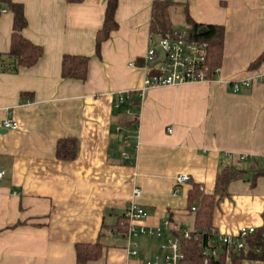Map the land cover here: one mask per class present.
I'll use <instances>...</instances> for the list:
<instances>
[{"label":"crops","instance_id":"crops-1","mask_svg":"<svg viewBox=\"0 0 264 264\" xmlns=\"http://www.w3.org/2000/svg\"><path fill=\"white\" fill-rule=\"evenodd\" d=\"M17 1L26 17L21 31L42 52L30 65L8 52L12 11L1 0L0 121L9 116L17 125L0 124V264H75L74 243L96 239L101 252L85 264H142L172 232L202 227L188 194L199 182L213 192L227 162L243 171L215 194L210 226L236 233L253 225L264 237V59L250 65L264 49V0H169L175 27L189 26L185 11L223 26L219 68L210 79L153 84L142 94L153 0H117L116 25L98 49L106 0ZM63 53L88 55L84 78L61 74ZM241 77L250 84L233 89L230 80ZM127 89L128 112L113 104ZM133 116L137 122L124 121ZM65 137L75 138L71 157L55 152ZM178 172L189 179L174 192ZM132 200L144 216L124 213ZM154 225L158 236L138 229ZM134 245L137 255L129 252ZM212 264L264 259L225 251Z\"/></svg>","mask_w":264,"mask_h":264},{"label":"trees","instance_id":"trees-1","mask_svg":"<svg viewBox=\"0 0 264 264\" xmlns=\"http://www.w3.org/2000/svg\"><path fill=\"white\" fill-rule=\"evenodd\" d=\"M1 1V0H0ZM6 1L12 11V31L10 38V46L8 52L16 58L18 64L30 65L41 54L42 46L33 42L22 33V28L26 24V17L23 12L21 1L17 0H2ZM117 0H106L103 21L100 27L97 28L95 34V47L98 49L99 40L109 33L110 29L116 25L114 10ZM169 0H153L151 6V17L149 21V35H164L174 34L179 27L173 26L168 15ZM185 19L189 23L187 32L190 36L203 39L207 44V62L210 67L218 65L222 53V37L223 26L218 23L207 22L202 23L193 20L187 11H185ZM205 24L204 29L200 27ZM264 59V49L253 59L252 65H257ZM88 55L84 53H63L61 57V74L63 76H74L84 78L87 71ZM135 100V97L132 99ZM126 123L137 122L136 116L126 118ZM75 138L65 137L58 139L56 143V155L61 157H71L74 153ZM243 169L235 166L231 162H227L217 170L215 176L214 191L204 192L200 187V182L193 184L188 196L190 209L195 210L196 222L202 227L210 226V215L215 202V194H222L225 191L227 182L235 176H240ZM264 172V169H260ZM259 170L256 171L260 172ZM195 200L194 208L191 207ZM264 216V205L261 210ZM177 233V231H175ZM102 244L96 239L92 242L76 241L75 248V264H85L88 259L97 257L101 252ZM180 247L183 251V257L180 264H212L216 257H210L207 262L203 261V253L195 239L180 237ZM225 250L219 252L224 253ZM232 255H239L251 258L264 259V237L262 228H255L248 232L243 238V244L237 249L229 250ZM218 254V255H219Z\"/></svg>","mask_w":264,"mask_h":264},{"label":"built area","instance_id":"built-area-1","mask_svg":"<svg viewBox=\"0 0 264 264\" xmlns=\"http://www.w3.org/2000/svg\"><path fill=\"white\" fill-rule=\"evenodd\" d=\"M156 46H160L163 50V56L159 61L149 64V60L158 54ZM207 44L203 39L192 37L187 32L186 26H181L174 34L156 35L150 37V43L146 49L145 60L143 66L145 73L142 79V84L138 88L137 93L142 94L143 91L150 85L163 83H177L185 80H207L211 78V73L216 71L219 66H209L207 62ZM233 89H238L240 84L248 85L251 82L250 77H241L231 79ZM131 89L118 92L114 101L115 106H123L125 111H130L128 100L130 99ZM3 127H16L17 121L9 116H5L0 121ZM121 125H116L119 130ZM120 141L124 145L129 143V132L122 131L119 134ZM123 158H128L129 154L126 150H121ZM4 171L0 168V175ZM189 179L187 172H178L174 176L175 185L173 191L178 190V185ZM202 188V185L200 184ZM133 194H139L140 186L132 187ZM194 208V205H191ZM124 213L128 217H142L147 213L146 208L132 200L130 201ZM163 224L168 225L167 218L162 220ZM139 231H148L155 235H160L162 232L160 225L140 226ZM254 229L253 225H242L236 233H228L217 230L213 226H205L198 228H180L177 233L172 232L161 243L162 252H155L152 256L143 259L142 264H159L162 260L165 264H180L183 257V251L180 247V237L195 239L200 250L203 253V261L216 257L224 248L225 251L237 249L243 244L244 236ZM131 230L136 232L137 228L131 226ZM130 254L137 255L138 250L134 245L129 249Z\"/></svg>","mask_w":264,"mask_h":264},{"label":"water","instance_id":"water-1","mask_svg":"<svg viewBox=\"0 0 264 264\" xmlns=\"http://www.w3.org/2000/svg\"><path fill=\"white\" fill-rule=\"evenodd\" d=\"M205 27H206L205 24H203L200 27V29H204ZM156 48L158 50V54L155 57H153V58H151L149 60V64H153L154 62L159 61L161 59V57L163 56V50H162V48L160 46H156Z\"/></svg>","mask_w":264,"mask_h":264},{"label":"rangeland","instance_id":"rangeland-1","mask_svg":"<svg viewBox=\"0 0 264 264\" xmlns=\"http://www.w3.org/2000/svg\"><path fill=\"white\" fill-rule=\"evenodd\" d=\"M118 108H120L121 110H123L122 106H120V105L118 106Z\"/></svg>","mask_w":264,"mask_h":264}]
</instances>
